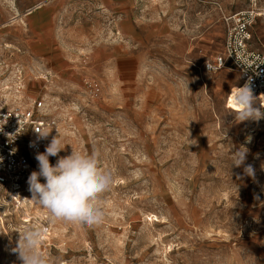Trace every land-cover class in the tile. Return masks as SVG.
<instances>
[{"label":"rangeland","instance_id":"374dc122","mask_svg":"<svg viewBox=\"0 0 264 264\" xmlns=\"http://www.w3.org/2000/svg\"><path fill=\"white\" fill-rule=\"evenodd\" d=\"M249 8L264 48V0H0V107L42 101L65 145L50 163L99 150L113 176L91 228L0 191V264L37 225L52 264H264V118L227 106L232 67L205 70Z\"/></svg>","mask_w":264,"mask_h":264},{"label":"clouds","instance_id":"9594fccd","mask_svg":"<svg viewBox=\"0 0 264 264\" xmlns=\"http://www.w3.org/2000/svg\"><path fill=\"white\" fill-rule=\"evenodd\" d=\"M234 104L239 111L235 118L239 121L260 120L264 118V111L254 107L250 82L243 87L231 90ZM36 131V130H35ZM39 139H47L50 132L36 131ZM30 147H35L30 144ZM244 148V147H243ZM65 149L59 133L53 136L44 152L37 151L35 160L38 162V171H32L27 178L32 199L46 208L53 219L76 223L89 228L98 226L103 222L104 212L100 205V196L108 191L113 182L112 173L100 167V152L91 153L75 151L72 149L67 156L59 157L53 165L49 157H57ZM247 149L233 151L232 166L244 165ZM244 174L254 177L252 165L244 167ZM41 178L44 183H41ZM46 229L40 226H29L20 234L18 246L15 249L22 264H52L41 250L40 246L46 234Z\"/></svg>","mask_w":264,"mask_h":264},{"label":"built area","instance_id":"2783aa9c","mask_svg":"<svg viewBox=\"0 0 264 264\" xmlns=\"http://www.w3.org/2000/svg\"><path fill=\"white\" fill-rule=\"evenodd\" d=\"M257 18L255 8L225 16L223 52L208 61L205 70L216 73L226 66L232 67L240 79L238 87L250 82L255 104L264 111V48L254 45L253 34ZM231 100L233 97L229 94L227 106L230 108ZM54 124L42 101H36L31 109L24 110L0 107V191L5 192L16 205H21L32 195L27 183L28 176L34 171L32 159L37 151L43 152L52 139L49 134L47 139L38 140L36 131L50 132ZM30 144L35 147H30Z\"/></svg>","mask_w":264,"mask_h":264},{"label":"bare ground","instance_id":"6f19581e","mask_svg":"<svg viewBox=\"0 0 264 264\" xmlns=\"http://www.w3.org/2000/svg\"><path fill=\"white\" fill-rule=\"evenodd\" d=\"M255 6V5H254ZM256 10H257V8H256ZM257 13H258V18L260 17V13L258 12V10H257ZM21 83H17V85L19 86ZM236 88H234L233 90H235ZM8 98H10V97H8ZM8 101H9V104H10V106L11 107H16V106H18V105H20L21 104V102L20 101H18V95H15V98L14 99H8ZM232 101V100H231ZM232 103L234 104V102L232 101ZM34 156H35V154H34ZM29 201H31V200H29ZM32 203V202H31ZM0 208H1V205H0Z\"/></svg>","mask_w":264,"mask_h":264}]
</instances>
